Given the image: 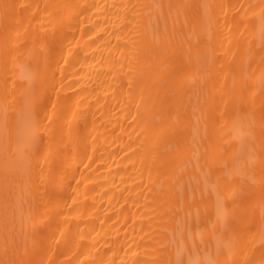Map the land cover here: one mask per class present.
<instances>
[{
    "label": "bare ground",
    "instance_id": "bare-ground-1",
    "mask_svg": "<svg viewBox=\"0 0 264 264\" xmlns=\"http://www.w3.org/2000/svg\"><path fill=\"white\" fill-rule=\"evenodd\" d=\"M0 264H264V0H0Z\"/></svg>",
    "mask_w": 264,
    "mask_h": 264
},
{
    "label": "snow or ice",
    "instance_id": "snow-or-ice-1",
    "mask_svg": "<svg viewBox=\"0 0 264 264\" xmlns=\"http://www.w3.org/2000/svg\"><path fill=\"white\" fill-rule=\"evenodd\" d=\"M7 7V6H6Z\"/></svg>",
    "mask_w": 264,
    "mask_h": 264
}]
</instances>
